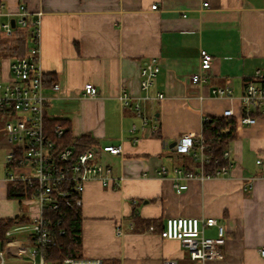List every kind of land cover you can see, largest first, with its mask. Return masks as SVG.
Returning a JSON list of instances; mask_svg holds the SVG:
<instances>
[{
	"label": "crops",
	"instance_id": "obj_1",
	"mask_svg": "<svg viewBox=\"0 0 264 264\" xmlns=\"http://www.w3.org/2000/svg\"><path fill=\"white\" fill-rule=\"evenodd\" d=\"M19 4L43 12L42 65L55 78L44 90L46 116L68 120L72 142L90 135L102 162L121 179L120 185L97 179L86 184L83 256L101 257L104 264H164L170 258L193 264L186 247L160 231L172 217L214 216L226 227L228 262L264 264V118L236 124L227 173L181 179L188 187L180 193L172 172L157 173L161 165L196 171V162L172 143L203 130L206 116L221 117L230 106L237 112L248 81L257 71L264 75V0H0V25L17 20ZM1 45L0 36L5 82L15 57ZM201 49L213 56L207 71L200 68ZM154 57L161 69L150 94L164 92L160 100L141 89V68ZM196 72L207 81L193 83ZM87 82L97 86L96 97L84 95ZM217 87L231 92L220 96L213 92ZM123 90L132 96L128 107L118 97ZM137 102L151 116L145 128ZM106 144H121L123 152H104ZM9 146L0 115V218L27 210L8 196L3 161ZM207 234L216 236V227Z\"/></svg>",
	"mask_w": 264,
	"mask_h": 264
},
{
	"label": "built area",
	"instance_id": "obj_2",
	"mask_svg": "<svg viewBox=\"0 0 264 264\" xmlns=\"http://www.w3.org/2000/svg\"><path fill=\"white\" fill-rule=\"evenodd\" d=\"M207 4V2L205 3ZM157 8V4L152 5ZM42 11L32 13L25 4H19L16 24L30 26L29 47L27 53L15 57L10 64L11 78L0 81V115L4 118V130L9 143L5 156L6 181L22 182L29 195L18 198L27 207L25 222L10 226L5 232L3 245L0 244V264H104L101 257H64L50 260L51 249L66 234L63 218L69 209L81 207L86 184L90 180H101L120 185L121 179L113 175L110 165L102 162L97 149L88 148L76 151L73 144L64 145L48 136L45 128L47 97L45 95V71L42 65L41 19ZM6 34H11V22L0 25ZM213 56L206 49L200 50V68L207 71L211 68ZM161 65L158 58H151L141 68V89L145 97L160 100L164 92L150 94ZM193 83H204L206 77L201 72L191 75ZM215 94H230L228 87H217ZM99 93L97 86L87 82L84 95L90 98ZM121 105L128 107L132 96L123 90L118 95ZM137 114L142 116V128L148 125L151 116H146L143 104L134 105ZM223 116L234 117L236 124L254 125L264 118V75L257 71L253 79L246 84L240 97L239 110L230 106L223 111ZM208 117L203 118V122ZM137 129L133 124L132 132ZM65 128L61 123L55 125L54 134L62 139ZM218 133H221L218 132ZM137 141V139H136ZM179 154L187 155L196 162V171L180 165L168 167L161 165L158 174L161 176L173 173V186L177 192L188 187L181 179L220 176L229 171L233 165L231 151L227 147L222 153H215L203 133L200 132L179 138L173 146ZM102 151L118 155L123 152L121 144H106ZM225 164L217 167L213 174L208 173L206 165ZM261 160H258L260 162ZM59 213L57 216L52 214ZM216 227V236H209L207 228ZM154 229V226H150ZM123 233L122 224L117 229ZM161 237L178 240L188 250L193 264H231L223 250L226 244V227L214 216H177L169 218L166 226L160 231ZM264 256V246L260 248ZM164 264H183L176 259H166Z\"/></svg>",
	"mask_w": 264,
	"mask_h": 264
},
{
	"label": "trees",
	"instance_id": "obj_3",
	"mask_svg": "<svg viewBox=\"0 0 264 264\" xmlns=\"http://www.w3.org/2000/svg\"><path fill=\"white\" fill-rule=\"evenodd\" d=\"M29 32L30 26H22L17 23L13 26L11 34H6L4 31L0 32L1 46L10 56H22L27 53L29 47ZM50 82H55V78L50 74H45V86L52 84ZM57 123H61L65 128L62 139H57L54 134L55 125ZM235 127V118L229 116H211L203 122V133L215 153H222V151L227 148L229 142L235 136ZM45 128L48 136H51L58 143H62L65 146L73 144L75 150L78 152L88 148H93L92 146L95 144V140L91 138L90 135H83L72 142L70 123L65 119L50 118L45 115ZM220 131L221 133H218ZM225 163L226 162L219 164L212 160L206 165V169L208 173L213 174L217 167ZM7 188L9 198L18 199L29 195L26 185L22 182H8ZM58 214L59 213H54L52 215L57 216ZM26 220L27 219L23 215L15 218H0V244L3 245L5 232L10 226L18 222H25ZM63 224L66 227V234L62 236L59 243L51 249L49 258L52 261L62 259L64 257L83 256L81 207L69 209L63 218Z\"/></svg>",
	"mask_w": 264,
	"mask_h": 264
},
{
	"label": "water",
	"instance_id": "obj_4",
	"mask_svg": "<svg viewBox=\"0 0 264 264\" xmlns=\"http://www.w3.org/2000/svg\"><path fill=\"white\" fill-rule=\"evenodd\" d=\"M15 23H16V21L15 20H12V26H15ZM176 144V142H173L172 143V146H174Z\"/></svg>",
	"mask_w": 264,
	"mask_h": 264
},
{
	"label": "rangeland",
	"instance_id": "obj_5",
	"mask_svg": "<svg viewBox=\"0 0 264 264\" xmlns=\"http://www.w3.org/2000/svg\"><path fill=\"white\" fill-rule=\"evenodd\" d=\"M3 162L5 163V156H4V161H3ZM3 162H2V163H3Z\"/></svg>",
	"mask_w": 264,
	"mask_h": 264
}]
</instances>
